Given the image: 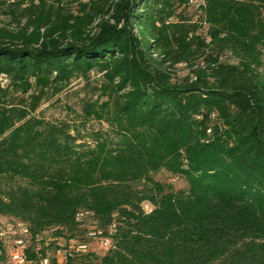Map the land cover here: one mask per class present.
Returning <instances> with one entry per match:
<instances>
[{
  "label": "trees",
  "instance_id": "16d2710c",
  "mask_svg": "<svg viewBox=\"0 0 264 264\" xmlns=\"http://www.w3.org/2000/svg\"><path fill=\"white\" fill-rule=\"evenodd\" d=\"M178 1L0 2V75L57 93L97 71L123 119L84 134L0 104V216L27 225L33 264L50 230L111 239L66 264H264V0H204L201 34Z\"/></svg>",
  "mask_w": 264,
  "mask_h": 264
},
{
  "label": "rangeland",
  "instance_id": "374dc122",
  "mask_svg": "<svg viewBox=\"0 0 264 264\" xmlns=\"http://www.w3.org/2000/svg\"><path fill=\"white\" fill-rule=\"evenodd\" d=\"M14 0H0L6 4L12 3ZM60 0H49L50 3L58 4ZM63 5L70 9L78 8V0H61ZM87 2L89 0H81ZM178 13L184 14L193 24L199 26V34L203 33L202 29L206 26L205 10L202 7L204 0H183ZM24 7L27 4L23 5ZM177 20V18H176ZM13 24L12 18L7 15L0 16V26ZM207 32V29H204ZM234 60H230V62ZM180 77L186 76L190 69L185 65L178 68ZM103 75L97 71L91 72L88 76H76L66 87L60 92H53L49 89H43L31 81L27 87L14 86L11 81L4 75H0V104L10 110H21L25 115L24 121L27 120H45V121H69L74 127H78L82 133L96 134L95 132H106L110 129V123H122V118H119L115 111L112 110V105L109 102V95L104 89ZM92 106L93 112L87 111L88 106ZM1 108V107H0ZM133 128V126H132ZM136 134L139 135L138 130ZM155 180L162 184L171 185L175 191L186 190L188 183L184 177L172 175L166 170L160 171L155 175ZM10 219L0 216V223L8 222ZM89 227H93L92 218L85 219ZM10 222V221H9ZM17 227H27L22 222H16ZM39 240L46 242V246L54 244L59 248H67L68 244L65 239L56 238L54 231L45 232ZM42 242V241H41ZM33 241L29 240L28 245H32ZM13 244V242H11ZM90 249L99 257L106 253L104 245L99 241H92ZM41 247V246H40ZM56 247L48 249V256L54 257ZM62 264V259H60ZM3 264H16L15 260L9 257Z\"/></svg>",
  "mask_w": 264,
  "mask_h": 264
},
{
  "label": "built area",
  "instance_id": "2783aa9c",
  "mask_svg": "<svg viewBox=\"0 0 264 264\" xmlns=\"http://www.w3.org/2000/svg\"><path fill=\"white\" fill-rule=\"evenodd\" d=\"M145 209L151 211L149 205H146ZM100 234L101 232H92L90 236L98 238ZM31 239L32 236L28 227H17L16 221L0 223V256L5 255L6 260L12 257L16 264H33V262L27 258V249L30 247L28 243ZM11 242H13V244H11ZM101 243L105 247L112 244L110 238H102ZM90 250L89 243H80L79 241L71 240L67 248L57 249L54 257L57 259V264H61L60 259H62V264H66V261L74 252L87 253ZM39 257L40 264H51V258L49 256L42 257V255L39 254Z\"/></svg>",
  "mask_w": 264,
  "mask_h": 264
}]
</instances>
